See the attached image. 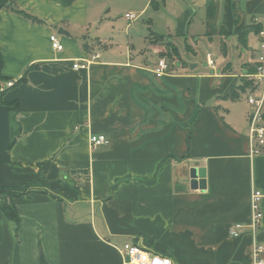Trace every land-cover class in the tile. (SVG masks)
I'll use <instances>...</instances> for the list:
<instances>
[{
  "label": "crops",
  "instance_id": "1",
  "mask_svg": "<svg viewBox=\"0 0 264 264\" xmlns=\"http://www.w3.org/2000/svg\"><path fill=\"white\" fill-rule=\"evenodd\" d=\"M13 4L40 21L0 13V185L49 186L15 200L17 232L0 194V264H124L126 243L174 264H251L254 243L264 247V199L250 228L264 150L252 153L249 126V98L264 97V0ZM243 80L240 98H226ZM101 135L109 143L94 149ZM194 167L207 170L205 191L188 187ZM234 224L246 227L240 238Z\"/></svg>",
  "mask_w": 264,
  "mask_h": 264
},
{
  "label": "built area",
  "instance_id": "2",
  "mask_svg": "<svg viewBox=\"0 0 264 264\" xmlns=\"http://www.w3.org/2000/svg\"><path fill=\"white\" fill-rule=\"evenodd\" d=\"M126 18L129 21H135L139 18L138 15L133 13L126 14ZM259 40H261L260 48L258 51V63H257V71L255 78L259 81L264 82V31L259 33ZM51 45L53 49L56 51H63L64 46L58 39V36L55 34L50 37ZM210 57V56H209ZM96 59V57H93ZM213 65L212 62H210ZM90 62H84V64L80 61H74L73 69L76 71L82 70L85 71L89 68ZM168 64L164 59H161L156 69L154 70L155 76L158 78L163 77L168 72ZM7 88L14 87V82L10 81L6 84ZM4 90V89H0ZM249 104L252 108V113L250 115V140L252 141V153L257 154L261 153L264 150V97L263 98H249ZM109 140L105 135L101 136H91L90 144L94 149L101 147L102 145H107ZM251 229L255 236V233L260 229L261 219L263 218V211L261 210V204L264 199V193L262 191H253L251 193ZM245 226L242 224H234L229 231V235L232 238H240L242 236L243 231L245 230ZM263 245L254 243L253 247V262L251 264H264L263 258ZM121 253L123 258L125 259L124 264H174L172 259L168 256L159 255L153 251L146 250L141 248L139 245L134 243H126L121 247Z\"/></svg>",
  "mask_w": 264,
  "mask_h": 264
},
{
  "label": "trees",
  "instance_id": "3",
  "mask_svg": "<svg viewBox=\"0 0 264 264\" xmlns=\"http://www.w3.org/2000/svg\"><path fill=\"white\" fill-rule=\"evenodd\" d=\"M51 1H54V0H51ZM60 1H62L64 4L68 5L73 0H60ZM10 3L13 4V0H0V13L2 10H8V4H10ZM13 11L16 12L17 14L23 16L24 18H28V19L32 20L33 22H39L40 21L37 18L30 16L28 13H25L24 11H22L18 7L13 8ZM171 46H172L171 44H166L167 48H169ZM3 67H4V62H3L2 51L0 48V81H4L7 79L4 76H2ZM248 86H250V83H247L246 81L243 80L242 85L240 87L233 89L231 91V93L228 95V97H226V98H230L232 100L239 99L240 98L239 92L244 93ZM36 186L37 187H39V186L40 187H45V186L48 187L49 182L45 178L42 181L31 182V183L25 184L24 186L19 187L17 189L8 188V187H5L3 185L2 186L0 185V194H5L7 199H8V202L6 203V205H4L1 208V210L7 218H9L13 222H15L16 227H17L16 232L18 230V225L20 223L21 218L19 217L17 206L15 204V200L22 195L31 194V192H33V190H34V187H36Z\"/></svg>",
  "mask_w": 264,
  "mask_h": 264
},
{
  "label": "water",
  "instance_id": "4",
  "mask_svg": "<svg viewBox=\"0 0 264 264\" xmlns=\"http://www.w3.org/2000/svg\"><path fill=\"white\" fill-rule=\"evenodd\" d=\"M8 8H14V4H8ZM61 35H68L67 32L59 30ZM189 184H191V189L194 191H205L207 189V170L204 167L201 168H191L189 169Z\"/></svg>",
  "mask_w": 264,
  "mask_h": 264
},
{
  "label": "rangeland",
  "instance_id": "5",
  "mask_svg": "<svg viewBox=\"0 0 264 264\" xmlns=\"http://www.w3.org/2000/svg\"><path fill=\"white\" fill-rule=\"evenodd\" d=\"M205 54H201V57H198L197 59H195V56H193V54H190L189 56H186V58H185V60H188V59H194V60H196V61H199L200 63H202V62H204V61H200V60H202V59H205ZM244 101H246L247 100V98L245 97V96H243V98H242ZM187 179V178H186ZM188 180V179H187ZM188 187H190V184H188Z\"/></svg>",
  "mask_w": 264,
  "mask_h": 264
}]
</instances>
